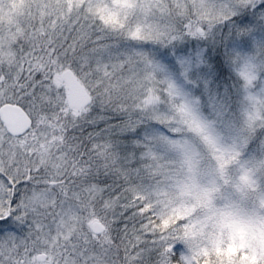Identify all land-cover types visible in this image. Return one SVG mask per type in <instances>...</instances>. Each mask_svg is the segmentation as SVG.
I'll return each instance as SVG.
<instances>
[{"label": "snow or ice", "instance_id": "snow-or-ice-1", "mask_svg": "<svg viewBox=\"0 0 264 264\" xmlns=\"http://www.w3.org/2000/svg\"><path fill=\"white\" fill-rule=\"evenodd\" d=\"M0 264H264V0H0Z\"/></svg>", "mask_w": 264, "mask_h": 264}]
</instances>
